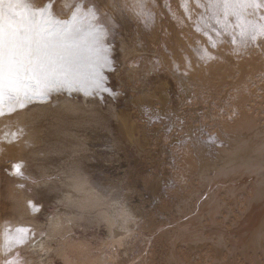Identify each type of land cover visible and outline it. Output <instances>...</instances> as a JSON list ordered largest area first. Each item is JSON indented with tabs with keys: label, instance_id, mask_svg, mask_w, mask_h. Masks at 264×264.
I'll list each match as a JSON object with an SVG mask.
<instances>
[{
	"label": "rangeland",
	"instance_id": "1",
	"mask_svg": "<svg viewBox=\"0 0 264 264\" xmlns=\"http://www.w3.org/2000/svg\"><path fill=\"white\" fill-rule=\"evenodd\" d=\"M74 2L55 0L61 19ZM87 2L116 23L111 94L57 91L0 116V264H66L77 243L89 264H264V235L238 245L264 213V37L242 38L234 16L217 24L208 0H143L140 16L114 7L133 0ZM54 216L64 227L48 232Z\"/></svg>",
	"mask_w": 264,
	"mask_h": 264
},
{
	"label": "snow or ice",
	"instance_id": "2",
	"mask_svg": "<svg viewBox=\"0 0 264 264\" xmlns=\"http://www.w3.org/2000/svg\"><path fill=\"white\" fill-rule=\"evenodd\" d=\"M186 6V5H185ZM211 12V18L225 29L229 17L234 16L240 27V35L252 40L264 37V15L260 23L240 21L250 9L253 14L264 9V0H208L201 4ZM122 13L143 15V0L114 5ZM67 18L61 19L55 0L36 5L31 0H0V116L25 109L32 102L46 100L57 91H84L92 95L109 92L104 75L111 65L107 37L116 27L108 13L101 14L87 0H75L65 5ZM203 19V17H202ZM235 42V38H234ZM22 163L12 166V171L22 175ZM76 191L87 188L85 178H73ZM66 196L65 200H70ZM33 210H37L32 204ZM64 225L50 226V232ZM30 229H16L15 244L27 241ZM45 233H41V241ZM71 237L66 232L63 240ZM6 246L5 251L10 250ZM5 264H21L16 253ZM71 264H80L79 260Z\"/></svg>",
	"mask_w": 264,
	"mask_h": 264
},
{
	"label": "bare ground",
	"instance_id": "3",
	"mask_svg": "<svg viewBox=\"0 0 264 264\" xmlns=\"http://www.w3.org/2000/svg\"><path fill=\"white\" fill-rule=\"evenodd\" d=\"M101 119V118H100ZM2 125H3V123H1ZM38 125V124H37ZM105 125V124H104ZM1 126V125H0ZM4 126V125H3ZM40 126V125H39ZM11 127V126H10ZM32 127V126H31ZM37 127V126H36ZM6 128H7V126H6ZM5 128V129H6ZM38 128V127H37ZM14 129H16L15 127H14ZM22 130H23V128H21ZM38 129H40V128H38ZM37 129V130H38ZM2 130H4V128L3 129H1L0 130V137H4V139L5 140H7V138H8V132L7 131H2ZM10 130V129H9ZM24 131V130H23ZM19 132V131H18ZM26 132V131H25ZM29 133H30V131H28ZM38 132H40L39 130H38ZM12 133V132H11ZM28 134V133H27ZM26 134V135H27ZM37 134V133H36ZM36 134H34V135H36ZM37 135H39V134H37ZM10 136V135H9ZM28 136V135H27ZM31 136V135H30ZM40 136V135H39ZM39 136H36V137H39ZM14 137H16V136H14ZM23 138V137H22ZM31 139V138H30ZM29 139V140H30ZM33 139V138H32ZM18 140V139H17ZM16 140V141H17ZM8 141V140H7ZM12 141V140H11ZM14 141V140H13ZM23 141V140H22ZM8 143H10V142H8ZM12 143V142H11ZM198 175L200 176V178H202L203 176L201 175V172L199 171V173H198ZM203 179V178H202ZM262 183H263V186L262 185H258L259 186V189H260V191H259V194H261V195H263V193H264V179H263V181H262ZM258 186L257 185H255V184H253V188H254V190L256 189V188H258ZM229 190V189H228ZM230 191V190H229ZM59 219H60V217H57V216H54L53 218H51V224H50V226H54L56 223H59L60 224V221H59ZM118 226V223H112L111 222V224L109 225V227H111V229H114L115 227H117ZM50 230V229H49ZM49 230H48V232H49ZM264 235V213L263 214H261L260 215V217H259V219L257 220V222H256V224H255V226L252 228V229H250L249 230V232H247L239 241H238V245H240L241 247H240V251L241 252H246V251H248V250H251V251H253V250H255L256 248H259L260 247V245H261V241H262V236ZM38 241H41V238L38 240ZM120 241L121 240H117V243H120ZM199 242V241H198ZM200 243H201V241H200ZM175 244V243H174ZM193 244V243H192ZM197 244V243H196ZM199 244V243H198ZM193 245H195V244H193ZM200 245V244H199ZM203 245V244H202ZM173 246V245H172ZM175 246V245H174ZM196 246H198V245H196ZM217 246V245H216ZM219 246V245H218ZM217 246V248L215 249L216 251L219 249V247ZM69 247V251L70 252H68L69 253V255H71L70 257L67 255L66 256V264H71V262L72 261H76V260H79L80 261V264H89V262L91 261V259H88L87 258V255L86 254H82V253H80L81 252V245L80 244H76V245H73V244H71V245H69L68 246ZM117 247H118V245H117ZM187 247V246H186ZM185 247V248H186ZM174 248V247H173ZM176 248V247H175ZM184 248V247H183ZM213 248V247H212ZM187 249V248H186ZM84 250V249H83ZM172 250V249H171ZM184 255V254H183ZM109 256V257H108ZM119 256V254H116L115 252H113L111 255H106V254H104L103 252L102 253H100L97 257H94V260H97V261H100V262H102V263H104V261L106 260V259H111L112 260V262L114 263V260H115V258H117ZM254 260V259H253ZM253 262H255V260L253 261ZM227 264H236V263H234V261L233 260H229L228 262H227Z\"/></svg>",
	"mask_w": 264,
	"mask_h": 264
}]
</instances>
